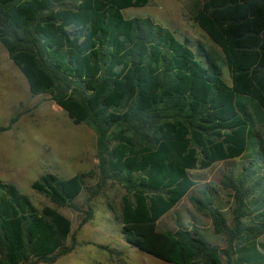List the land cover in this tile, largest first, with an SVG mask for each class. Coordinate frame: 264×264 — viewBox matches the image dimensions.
<instances>
[{
	"label": "trees",
	"instance_id": "obj_1",
	"mask_svg": "<svg viewBox=\"0 0 264 264\" xmlns=\"http://www.w3.org/2000/svg\"><path fill=\"white\" fill-rule=\"evenodd\" d=\"M149 0H0V43L30 94H46L95 135L93 188L86 174L46 172L29 187L52 205L36 207L0 180V264H51L69 251L68 217L83 189H122L113 211L125 242L166 264H264V0H197L191 19L219 48L229 82L202 45L193 50L149 17H123ZM15 120L10 118L0 131ZM247 157L226 175L229 226L212 198L211 244L196 226L157 230L156 221L195 185L189 173ZM91 175V174H90ZM253 213V218L247 219Z\"/></svg>",
	"mask_w": 264,
	"mask_h": 264
},
{
	"label": "rangeland",
	"instance_id": "obj_2",
	"mask_svg": "<svg viewBox=\"0 0 264 264\" xmlns=\"http://www.w3.org/2000/svg\"><path fill=\"white\" fill-rule=\"evenodd\" d=\"M196 1L149 0L144 6L125 8L121 14L126 18L149 17L173 31L179 40L185 39L193 50L195 45H202L214 56L221 76L228 83V72L220 60L219 48L191 19ZM14 116L10 127L0 131L1 181L13 184L38 208L44 204L52 205L29 187L30 182L43 173L66 178L83 172L85 184L93 188L92 173L96 167L93 130L83 122L72 123L46 94H30L24 76L9 60L0 43V126H5ZM248 161L247 157L232 158L214 162L203 169L189 170L195 185L156 221L155 228L173 231L177 225L185 228L194 225L211 244L225 247L226 236L213 230L207 212L198 210L189 196H199L201 191H206L212 198V205L221 210L230 226L234 203L226 175L230 170L237 174ZM121 193L120 185L109 181L93 196L83 189L74 199V208L56 207L69 218L71 230L65 242L69 251L51 264H166L122 238L120 225L113 214L119 209ZM251 218L253 213L245 221ZM256 240L264 243V232Z\"/></svg>",
	"mask_w": 264,
	"mask_h": 264
},
{
	"label": "crops",
	"instance_id": "obj_3",
	"mask_svg": "<svg viewBox=\"0 0 264 264\" xmlns=\"http://www.w3.org/2000/svg\"><path fill=\"white\" fill-rule=\"evenodd\" d=\"M228 160V159H227ZM190 173V172H189Z\"/></svg>",
	"mask_w": 264,
	"mask_h": 264
}]
</instances>
